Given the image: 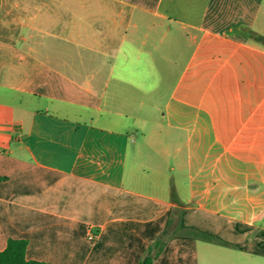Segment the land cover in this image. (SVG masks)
Returning a JSON list of instances; mask_svg holds the SVG:
<instances>
[{
	"label": "crops",
	"instance_id": "0c3cea01",
	"mask_svg": "<svg viewBox=\"0 0 264 264\" xmlns=\"http://www.w3.org/2000/svg\"><path fill=\"white\" fill-rule=\"evenodd\" d=\"M259 36L264 0H0V250L137 264L177 211L213 238L152 264L264 255Z\"/></svg>",
	"mask_w": 264,
	"mask_h": 264
},
{
	"label": "trees",
	"instance_id": "16d2710c",
	"mask_svg": "<svg viewBox=\"0 0 264 264\" xmlns=\"http://www.w3.org/2000/svg\"><path fill=\"white\" fill-rule=\"evenodd\" d=\"M264 42V37L259 36ZM174 213V212H173ZM185 227L180 225L178 220L171 217L169 224L163 231L155 238V240L149 244L145 254L138 261L137 264H152L153 261L160 255L165 247L167 240L173 235H183L185 233ZM188 232V231H187ZM191 235L203 237L205 239H212L213 237L208 234L201 233L196 229H190ZM26 239L9 238L7 245L4 249L0 250V264H56L48 261H39L26 258Z\"/></svg>",
	"mask_w": 264,
	"mask_h": 264
},
{
	"label": "rangeland",
	"instance_id": "374dc122",
	"mask_svg": "<svg viewBox=\"0 0 264 264\" xmlns=\"http://www.w3.org/2000/svg\"><path fill=\"white\" fill-rule=\"evenodd\" d=\"M174 216L176 220L180 222L179 219L180 213L176 211V215ZM190 229L192 228L185 227L186 232L183 234V236H191L189 235ZM259 247H261V245ZM187 264H264V255H257V254L250 255L247 253L243 254L239 251L227 252L224 249L214 253H208L207 251H202L200 252L199 258H194V259L187 258Z\"/></svg>",
	"mask_w": 264,
	"mask_h": 264
},
{
	"label": "built area",
	"instance_id": "2783aa9c",
	"mask_svg": "<svg viewBox=\"0 0 264 264\" xmlns=\"http://www.w3.org/2000/svg\"><path fill=\"white\" fill-rule=\"evenodd\" d=\"M96 237H97V234H96V232H93V231H90L89 232V234H88V239L89 240H95L96 239Z\"/></svg>",
	"mask_w": 264,
	"mask_h": 264
}]
</instances>
